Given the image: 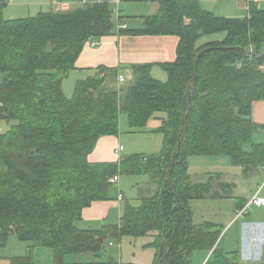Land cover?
Listing matches in <instances>:
<instances>
[{"label": "trees", "instance_id": "trees-1", "mask_svg": "<svg viewBox=\"0 0 264 264\" xmlns=\"http://www.w3.org/2000/svg\"><path fill=\"white\" fill-rule=\"evenodd\" d=\"M112 1L7 20L0 0V122L13 123L0 134V248L16 235L51 249L55 263L64 264L68 255L98 253L109 239L151 235L153 264H192L197 251L206 252L204 264H242L239 252L218 246L223 226L194 222L191 201L224 195L214 191L212 176L191 181L189 158L226 156L246 175L264 167V143H253L264 127L252 120L255 104L264 101V11L251 1L247 17L226 19L198 0H121L159 4L136 34L179 38L176 60L161 65L168 80L141 65L132 84L109 88L107 69L99 68L77 82L69 99L63 82L86 41L115 34ZM218 32L224 39L198 44ZM122 114L132 129L163 120L156 130L164 135L162 151L90 161L101 139L119 137ZM118 173L149 178L139 188L140 206L126 200L119 224L80 229L87 208L113 201L109 179ZM85 264L124 263L96 258Z\"/></svg>", "mask_w": 264, "mask_h": 264}, {"label": "rangeland", "instance_id": "rangeland-1", "mask_svg": "<svg viewBox=\"0 0 264 264\" xmlns=\"http://www.w3.org/2000/svg\"><path fill=\"white\" fill-rule=\"evenodd\" d=\"M58 3H61L64 8L68 7L70 9L76 8L80 5L78 0H54ZM243 0H218L217 5L214 6L213 11L216 14H220L222 17L226 19H242L248 16V9L245 10L244 7H241L239 4L242 3ZM259 7L264 11V0H259ZM261 2V5H260ZM7 5L3 7V15L7 20L10 19H18V18H28L38 15L40 12H51L53 7L51 6V0H25L21 2H17L16 0H6ZM131 5H129V4ZM125 2L121 1V9L123 12L128 13L131 9L132 12L138 11L143 12L146 5H151L153 3H144V2ZM19 4V5H18ZM136 4H141L142 6L134 7ZM54 5V4H53ZM208 8L213 6L212 3L207 2ZM62 11H67L70 9H64ZM54 11L57 12L56 7L54 6ZM58 10V11H61ZM158 13V10L155 14ZM132 15L130 18H137ZM220 17V16H218ZM140 18V17H138ZM134 24V23H132ZM226 33L218 32L212 35H205L200 38V41H212V40H222L224 39ZM108 83L111 82L110 78L113 76V71L108 72ZM126 84V83H123ZM129 82L127 81L128 85ZM73 85L72 82L68 81L65 84V93L71 95H65L67 98L71 99L74 96V91L70 88ZM74 86V85H73ZM73 88V87H72ZM162 114H157L156 116L162 117ZM156 119V118H153ZM151 119L146 127L142 129H132L129 124V119L126 114H122L120 117V131L119 138L121 145L125 148V152L123 151L122 155H133V154H144V155H152L158 154L162 151L164 146V135L162 133H157V124L156 120ZM252 120L255 124L260 127H264V101L255 104L254 112L252 115ZM13 123H5L0 122V134L8 131L9 127H11ZM109 138V137H107ZM117 138V137H116ZM116 139V140H118ZM253 143H264V128H260L258 131L254 133ZM119 143H117L118 146ZM116 145V143H114ZM116 146V147H117ZM251 145H246L244 150H250ZM94 153V152H93ZM92 153V154H93ZM91 154V155H92ZM95 156V155H94ZM96 158V156H95ZM91 159V157H90ZM91 161V160H90ZM189 174L191 177V181L193 183H201L207 182L209 178L213 177V182H216V175L223 176L225 182L232 183L233 188L222 190V193H226L227 195L223 200H218L216 204H213L211 200H194L190 202V207L192 213L194 212L195 216L193 218L197 223L203 222H211L212 218L215 216L224 224H227V218L229 216L228 207L231 203V200L228 198H235L236 196H246L249 198L250 196H255L259 193V196H264V170L261 168L256 171L253 175L245 176L243 173V168L241 166H237L232 164L229 157L226 156H192L189 158ZM149 182V178L146 176H121V188L120 190L126 194V199L123 203H120V207H118V202L114 203V201L105 203V208L107 210L111 208V212L109 217L100 222H82L78 223L77 226L81 229L88 228L92 230H99L105 225H117L120 222V218L122 216L125 202L129 201L133 206H140V193L139 187L144 189L147 187ZM221 191V189L219 190ZM119 193V189L117 186H113L111 189V199L116 200ZM252 197V199H253ZM251 199V200H252ZM96 204V203H94ZM95 207V206H94ZM248 211H255V215H260L263 213V209L253 208ZM93 211L89 212L88 209L85 210V216L92 215ZM204 216V217H203ZM202 217L204 219H202ZM222 237V236H221ZM228 237H231L235 242L236 234L235 228L231 231ZM220 240V239H219ZM153 237L143 236V237H130L124 236L121 241L115 239H109L104 248L98 253H87L82 256H76L75 259L84 260V262H92L96 258L98 261H107L112 258L119 263H138V264H153L155 257V250L149 246L152 243ZM31 243L20 241L16 235H11L7 241L5 247L0 248V264H4V258L12 255L11 257H15L17 255L23 256L25 255ZM206 254V252L197 251L193 254V262L192 264H203L200 258L201 256ZM258 259V257H257ZM204 262V261H203Z\"/></svg>", "mask_w": 264, "mask_h": 264}, {"label": "crops", "instance_id": "crops-1", "mask_svg": "<svg viewBox=\"0 0 264 264\" xmlns=\"http://www.w3.org/2000/svg\"><path fill=\"white\" fill-rule=\"evenodd\" d=\"M14 1V0H12ZM17 2L25 1V0H16ZM201 7L209 12L214 13L216 16L222 17L220 14H216L213 11V7L217 5L218 0H198ZM259 0H257L258 2ZM54 0H51V6L54 11ZM78 2V1H77ZM126 2V1H125ZM207 2L213 4L211 8H208ZM251 0H243L239 5L244 7L245 10L249 9V4ZM128 3V2H127ZM129 4V3H128ZM259 4V2H258ZM19 5V4H18ZM131 5V4H129ZM261 5V2H260ZM138 6H142L141 4L134 5L135 8ZM143 12L134 11L131 9L128 13L122 11L121 7V16L123 18L122 23L126 24L125 29L118 30L117 21H114L115 24V34L106 36L100 39H96L100 41V45L98 47L92 48L89 45L85 44L82 52L80 53L76 63L75 69H73L69 76L63 82V91L64 94L71 95L72 91H75L76 85L78 81L87 80L96 74V70L99 68H106L107 70L102 74H107L109 71H113V74H122L126 78L129 84H132L136 79L135 67L141 65H151V74L152 76L160 80L162 82H166L168 80L167 72L162 68V64L164 63H172L177 58V48L179 45V38L175 35H166V36H158V35H146V34H136L137 30H141L144 28V20L142 17L153 16L159 11V4L153 3L151 5H146ZM64 9H70L65 7ZM132 15L137 18H130ZM140 17V18H138ZM134 23V24H132ZM213 41V40H212ZM199 41L198 44H204L208 42ZM111 82L109 83V88L120 89V87H124L126 84H118L116 77L110 78ZM70 81L73 85L70 88V93H65V84ZM73 87V88H72ZM162 116V115H161ZM164 115L162 116V118ZM156 120L157 128L160 127L163 120L158 118L153 119ZM119 137H109L103 138L98 142V145L94 151V153L90 156L92 162H117L119 161L118 155L115 153L117 143H120ZM118 139V140H116ZM116 143V145H114ZM118 144V145H119ZM125 152V148H124ZM96 158H95V156ZM260 168L255 169L251 174L245 176H251ZM264 170V167L261 168ZM212 178V177H211ZM216 182H213L214 191H216L220 195H224L226 193H222V190L232 189L233 184L225 182L223 176L216 175ZM204 183V182H201ZM120 188H121V179H120ZM141 189V187H139ZM221 189V191H219ZM140 191V190H139ZM125 194V193H124ZM126 195V194H125ZM227 196V195H224ZM223 196V197H224ZM261 196V195H260ZM234 197V196H233ZM228 198L231 200V203L228 207L229 216L227 218V224L221 222L215 216L212 218V223L219 224L224 227V231L222 237L218 241V246L226 251H237L240 254L242 264H256L263 261L264 258V211L260 215H255V211L248 212L244 217L237 219L236 212L240 210V206L246 205L249 203L253 196L247 198L246 196H236L235 198ZM262 197H264L262 195ZM211 200L213 204H216L218 200H223L221 198L217 199H207ZM114 203H117L116 200H113ZM111 202V201H109ZM105 203L101 202L96 203L90 208H87L89 212L93 211L92 215L85 216V211L83 213V221L79 223L86 222H100L101 220L105 221L111 212V208L107 210L105 208ZM118 205V204H117ZM95 206V207H94ZM119 207V205H118ZM256 209H263L264 207H253ZM193 210V209H192ZM193 216H195L193 212ZM204 217V216H203ZM202 217V219H204ZM194 222L197 223L194 219ZM80 228V227H79ZM235 228L236 239L235 242L231 237H228L231 231ZM81 229V228H80ZM88 229V228H87ZM83 228V230H87ZM29 246L28 252L23 255H17L15 257L10 256L4 258V264H11V260L14 258H25L31 256L30 262L27 264H56L54 260V252L45 247H33V243ZM83 255V254H82ZM80 254V256H82ZM76 256L79 255H68L64 264H85L88 262H84V260L75 259ZM202 263L204 264L207 259V254L201 256ZM258 257V259H257ZM138 264V263H135Z\"/></svg>", "mask_w": 264, "mask_h": 264}, {"label": "built area", "instance_id": "built-area-1", "mask_svg": "<svg viewBox=\"0 0 264 264\" xmlns=\"http://www.w3.org/2000/svg\"><path fill=\"white\" fill-rule=\"evenodd\" d=\"M101 1L102 0H80L79 3L81 5H85V4H88V3L101 2ZM251 1L257 2V0H251ZM111 3L114 6V8H113V17H114V21H117L118 30L125 29L127 27L126 24H123L122 22L119 21L121 0H113ZM53 4L56 7L57 11L61 10L62 8H64V6L61 3H58L56 1H54ZM85 44L89 45L92 48H95V47H98L100 45V41H98L96 39H89V40L86 41ZM239 67H240V65H239ZM260 68L264 71V66H261ZM117 82H118V84L125 83L126 82L125 76L122 75V74H118ZM0 132H1V130H0ZM123 151H124L123 145L119 144L117 146L116 150H115V153L118 155L119 160L122 157ZM120 179H121L120 173L110 177V179H109V182L111 184L117 186L118 189H119V193H118V196H117L118 205H120V203H121V201L123 200V197H124L123 192L120 190ZM252 206L264 207V197L259 196V193L257 195H255L253 197V199L249 203H247L242 209H240V210H238L236 212V218L239 219V218L244 217L248 213V211L251 209Z\"/></svg>", "mask_w": 264, "mask_h": 264}, {"label": "water", "instance_id": "water-1", "mask_svg": "<svg viewBox=\"0 0 264 264\" xmlns=\"http://www.w3.org/2000/svg\"><path fill=\"white\" fill-rule=\"evenodd\" d=\"M199 58H200V55H199V56L197 57V59H196L194 77H195V74H196V69H197V67H198ZM190 109H191V108H190Z\"/></svg>", "mask_w": 264, "mask_h": 264}]
</instances>
